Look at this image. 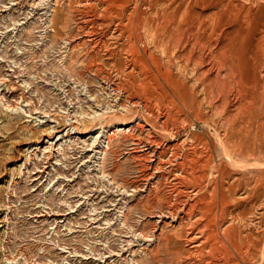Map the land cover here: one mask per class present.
I'll list each match as a JSON object with an SVG mask.
<instances>
[{
  "label": "rangeland",
  "instance_id": "rangeland-1",
  "mask_svg": "<svg viewBox=\"0 0 264 264\" xmlns=\"http://www.w3.org/2000/svg\"><path fill=\"white\" fill-rule=\"evenodd\" d=\"M0 264H264V0H0Z\"/></svg>",
  "mask_w": 264,
  "mask_h": 264
},
{
  "label": "bare ground",
  "instance_id": "bare-ground-1",
  "mask_svg": "<svg viewBox=\"0 0 264 264\" xmlns=\"http://www.w3.org/2000/svg\"><path fill=\"white\" fill-rule=\"evenodd\" d=\"M221 70V69H220ZM133 104V103H132ZM96 140H97V138H96Z\"/></svg>",
  "mask_w": 264,
  "mask_h": 264
}]
</instances>
